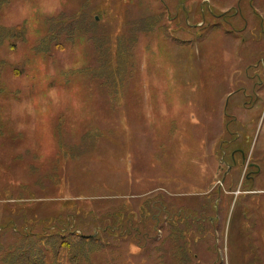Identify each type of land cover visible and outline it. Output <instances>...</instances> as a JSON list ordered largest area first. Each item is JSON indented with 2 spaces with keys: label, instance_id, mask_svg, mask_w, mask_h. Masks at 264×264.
<instances>
[{
  "label": "rangeland",
  "instance_id": "rangeland-1",
  "mask_svg": "<svg viewBox=\"0 0 264 264\" xmlns=\"http://www.w3.org/2000/svg\"><path fill=\"white\" fill-rule=\"evenodd\" d=\"M0 264H264V0H0Z\"/></svg>",
  "mask_w": 264,
  "mask_h": 264
},
{
  "label": "trees",
  "instance_id": "trees-1",
  "mask_svg": "<svg viewBox=\"0 0 264 264\" xmlns=\"http://www.w3.org/2000/svg\"><path fill=\"white\" fill-rule=\"evenodd\" d=\"M67 231V228H65V226L60 223L58 226L49 225V227H46V229H43L40 231V233H37V239L42 242H47L49 238L56 235L55 238L53 237L57 242L56 250L53 252L51 258L54 257L57 260L65 259L66 257L71 256V253L74 252V249L76 248V242L79 238H83L85 240H90L91 238V235H82L78 231H69V234H67ZM29 233H31V231H29ZM73 256H75V254H73Z\"/></svg>",
  "mask_w": 264,
  "mask_h": 264
},
{
  "label": "flooded vegetation",
  "instance_id": "flooded-vegetation-1",
  "mask_svg": "<svg viewBox=\"0 0 264 264\" xmlns=\"http://www.w3.org/2000/svg\"><path fill=\"white\" fill-rule=\"evenodd\" d=\"M220 14L225 15V14H228V12L226 11V12L214 13V16L217 17V16H219ZM244 20H245V19H244ZM244 23H245V22H244ZM214 24H215V23H214ZM231 26H232L233 28L235 27L234 22H231ZM243 28H244V27L241 26V27H240V31L243 30ZM234 29H235V28H234Z\"/></svg>",
  "mask_w": 264,
  "mask_h": 264
}]
</instances>
